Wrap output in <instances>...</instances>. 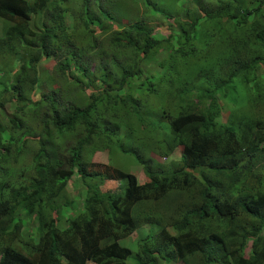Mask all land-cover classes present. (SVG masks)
Here are the masks:
<instances>
[{"label":"trees","instance_id":"16d2710c","mask_svg":"<svg viewBox=\"0 0 264 264\" xmlns=\"http://www.w3.org/2000/svg\"><path fill=\"white\" fill-rule=\"evenodd\" d=\"M164 1L114 26L103 0H0V264H125L143 226L135 264H264V0ZM112 150L143 183L90 162Z\"/></svg>","mask_w":264,"mask_h":264},{"label":"rangeland","instance_id":"374dc122","mask_svg":"<svg viewBox=\"0 0 264 264\" xmlns=\"http://www.w3.org/2000/svg\"><path fill=\"white\" fill-rule=\"evenodd\" d=\"M103 1L105 3L107 10L109 11L108 13L111 17V20H105V21L108 23H112L114 26H116L118 21H120V20L129 22L133 19L145 16L146 14H149V16L152 15L149 12H147L146 9H144V7L141 3V0H103ZM147 1H149L150 4L152 3V4L157 5L158 7L165 8L167 6L165 1L163 2V0H147ZM177 11H178V7L175 6L173 13H176ZM149 16L146 18L149 21V24H153V23L158 24V22L154 21ZM159 27L161 28V26H158V29H159ZM154 30H157V29H154ZM154 32H157V31H154ZM0 34H1V23H0ZM156 34H159V32ZM75 37H76L77 47L80 46L86 40V35L84 37L82 34H80V38H79L78 34H76ZM80 39L83 40L81 43H80ZM10 58L11 57L0 58V83H1L0 84V90H2L4 84L5 85L7 84L6 79H8V77L6 76L5 71L10 70L12 67V60ZM149 60H150L149 63L151 61H156V57L150 56ZM44 62H47V61L44 60ZM45 66H44V68H45ZM48 67H50V65ZM86 68H87V66H86ZM41 69L42 68H40L39 71ZM151 69H153L154 71H158V69L154 66H152L150 68V70ZM47 70H48V68H47ZM194 77H195L194 75L187 76V77H185V81L191 82ZM44 82H45L46 86L49 85L47 81L44 80ZM12 104L13 103H11L10 101L4 102L3 106L0 109V122H3V121L6 122V120L10 119L11 117H15L14 116L15 111L13 109L14 104L13 105ZM226 111H227L226 107H223V109L221 110V115H224L226 113ZM17 115L20 116V112ZM20 118L22 120V121L20 120V122H23L24 126L30 127L34 134L39 131V128L36 127V122H38L36 119H35V121H36L35 122V121L29 120L25 116H20ZM69 137H70V135L67 134L66 138H69ZM31 146L33 147L34 143H31ZM144 155H148L155 164H158L162 168L166 169L169 167V165H173L176 162V160L178 158V151L177 150L173 151L166 158L158 157L154 154H148V152L145 153ZM90 162L99 163V164H108V165H111L113 167L119 168L124 172H127V173L134 175L139 184L143 183L144 180L146 179L143 176L140 167L138 165L132 163L133 162V156L132 155H124V153L119 152L117 150H112L110 154H107V151L96 152L91 156ZM79 186H80L79 180L77 179V177L73 176L68 181L66 189H65L66 198L68 200H74L75 199V202L77 203L78 206L80 205V200L83 198L82 192L80 191ZM58 224L61 226H64L65 222L63 219H61ZM151 227L153 228V226H151ZM151 227L143 226V227L139 228L138 230H136L135 232H133L127 238L121 239L118 242V244L121 247L127 248L131 251V255L126 259L125 264H135V261H134L135 250L134 249H135L136 241L144 233L151 232ZM85 264H92V263L86 262ZM170 264H181V263L177 262V263H170Z\"/></svg>","mask_w":264,"mask_h":264}]
</instances>
